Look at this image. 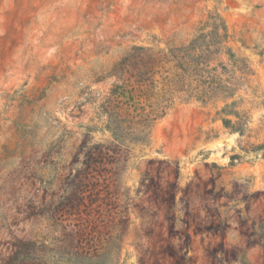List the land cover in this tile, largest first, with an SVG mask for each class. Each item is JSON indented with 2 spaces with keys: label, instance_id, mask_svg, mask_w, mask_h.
<instances>
[{
  "label": "rangeland",
  "instance_id": "374dc122",
  "mask_svg": "<svg viewBox=\"0 0 264 264\" xmlns=\"http://www.w3.org/2000/svg\"><path fill=\"white\" fill-rule=\"evenodd\" d=\"M263 143L264 0H0V264H264Z\"/></svg>",
  "mask_w": 264,
  "mask_h": 264
},
{
  "label": "trees",
  "instance_id": "16d2710c",
  "mask_svg": "<svg viewBox=\"0 0 264 264\" xmlns=\"http://www.w3.org/2000/svg\"><path fill=\"white\" fill-rule=\"evenodd\" d=\"M226 107H224L222 109V111H224L223 113L224 114H229L228 112H226ZM116 114V113H115ZM117 115V114H116ZM129 115V120L127 121L128 123V126L126 127L128 129V134H130L131 137H129V142H132L135 140L134 136H139V134H142L146 128H148V122H150V120L148 119V115L144 114V113H141V114H137V113H134V112H131L128 114ZM222 123L224 124V126L226 127H230L233 129L232 125H231V120L228 119V118H222ZM141 128V130H140ZM121 130L120 128L118 127H114V129H112V137H113V140L112 142H114V145L118 144V145H121L122 140H120V135L117 134V131ZM237 130V129H236ZM123 132V130H122ZM239 132V130H238ZM148 135V131L143 133V137H146ZM136 142H141V141H137ZM134 143V142H133ZM264 148V143L263 144H259L256 146L255 149H262ZM262 156H264V152L262 153ZM231 158H233V155L231 156ZM160 162V161H158ZM174 195V193H173ZM172 211V210H171ZM261 245L262 247H264V233L261 235ZM26 245H28V242L27 241H21L18 243V250L11 256L10 258V262H14L15 264H18V263H23L25 262V260L27 259V255H25L20 249L25 247ZM218 261L220 260H223V257H218ZM243 259H241L242 261ZM145 262L147 263V261H144L143 264H145ZM243 263V261H242Z\"/></svg>",
  "mask_w": 264,
  "mask_h": 264
}]
</instances>
